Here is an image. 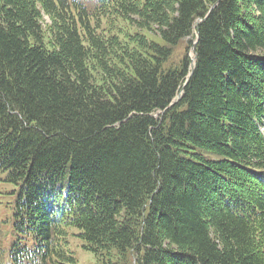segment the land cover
I'll use <instances>...</instances> for the list:
<instances>
[{"label": "trees", "instance_id": "obj_1", "mask_svg": "<svg viewBox=\"0 0 264 264\" xmlns=\"http://www.w3.org/2000/svg\"><path fill=\"white\" fill-rule=\"evenodd\" d=\"M0 180V264H264V0H0Z\"/></svg>", "mask_w": 264, "mask_h": 264}, {"label": "rangeland", "instance_id": "obj_2", "mask_svg": "<svg viewBox=\"0 0 264 264\" xmlns=\"http://www.w3.org/2000/svg\"><path fill=\"white\" fill-rule=\"evenodd\" d=\"M12 191H13L12 185L7 183H2V181L0 180V207L5 209L6 211H9V215H11V213L10 210L8 209L9 208L8 205L12 204L15 198V195L12 194ZM75 232L79 233L76 230ZM69 241H70L71 249L77 257L78 264H100L98 263V261L96 260L95 256L92 253L82 248L84 244L79 238H74L71 236Z\"/></svg>", "mask_w": 264, "mask_h": 264}, {"label": "water", "instance_id": "obj_3", "mask_svg": "<svg viewBox=\"0 0 264 264\" xmlns=\"http://www.w3.org/2000/svg\"><path fill=\"white\" fill-rule=\"evenodd\" d=\"M180 98H181V96H179V98H178V99L180 100Z\"/></svg>", "mask_w": 264, "mask_h": 264}]
</instances>
